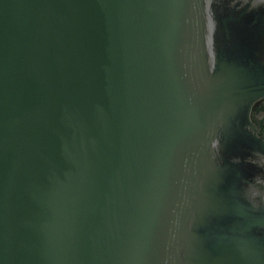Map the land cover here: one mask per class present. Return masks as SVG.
Listing matches in <instances>:
<instances>
[{
    "label": "water",
    "instance_id": "95a60500",
    "mask_svg": "<svg viewBox=\"0 0 264 264\" xmlns=\"http://www.w3.org/2000/svg\"><path fill=\"white\" fill-rule=\"evenodd\" d=\"M264 0H0V264H264Z\"/></svg>",
    "mask_w": 264,
    "mask_h": 264
},
{
    "label": "flooded vegetation",
    "instance_id": "af4514ba",
    "mask_svg": "<svg viewBox=\"0 0 264 264\" xmlns=\"http://www.w3.org/2000/svg\"><path fill=\"white\" fill-rule=\"evenodd\" d=\"M251 121L258 134L264 137V97L254 102L251 109Z\"/></svg>",
    "mask_w": 264,
    "mask_h": 264
}]
</instances>
